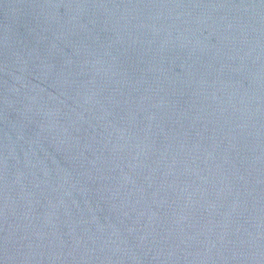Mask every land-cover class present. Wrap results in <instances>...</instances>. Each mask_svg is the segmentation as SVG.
<instances>
[{"label":"water","instance_id":"obj_1","mask_svg":"<svg viewBox=\"0 0 264 264\" xmlns=\"http://www.w3.org/2000/svg\"><path fill=\"white\" fill-rule=\"evenodd\" d=\"M0 264H264V0H0Z\"/></svg>","mask_w":264,"mask_h":264}]
</instances>
